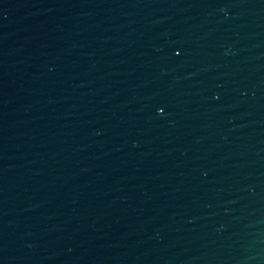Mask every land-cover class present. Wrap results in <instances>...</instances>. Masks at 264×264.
<instances>
[{
	"label": "water",
	"instance_id": "95a60500",
	"mask_svg": "<svg viewBox=\"0 0 264 264\" xmlns=\"http://www.w3.org/2000/svg\"><path fill=\"white\" fill-rule=\"evenodd\" d=\"M0 264H264V0H0Z\"/></svg>",
	"mask_w": 264,
	"mask_h": 264
}]
</instances>
